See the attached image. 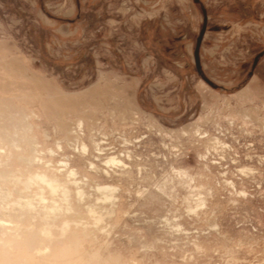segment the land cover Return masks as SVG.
<instances>
[{"label": "clouds", "instance_id": "9594fccd", "mask_svg": "<svg viewBox=\"0 0 264 264\" xmlns=\"http://www.w3.org/2000/svg\"><path fill=\"white\" fill-rule=\"evenodd\" d=\"M128 11L71 72L0 41V264H264V72L181 94Z\"/></svg>", "mask_w": 264, "mask_h": 264}, {"label": "rangeland", "instance_id": "374dc122", "mask_svg": "<svg viewBox=\"0 0 264 264\" xmlns=\"http://www.w3.org/2000/svg\"><path fill=\"white\" fill-rule=\"evenodd\" d=\"M206 14V26L199 48L202 75L214 84L243 80L254 57L264 51V4L260 0H199ZM143 16L139 27L123 28L121 39L138 40L155 61L161 81L177 77L181 94L206 82L197 74L193 59L196 38L203 24L199 3L193 0H0V41L13 40L24 49L42 51L52 43L53 62L62 70L73 71L77 63L99 39L107 18L125 19L128 10ZM151 16V19L147 17ZM77 28L81 37L67 36ZM60 33L67 39L61 42ZM95 33V38L90 34ZM86 38L91 42H85ZM113 36L109 43H118ZM166 70L169 75L165 76ZM253 72H264V55ZM255 87V85H252ZM264 151V145H255ZM262 203L259 196L249 209ZM246 209H242L244 211ZM128 224L133 221L129 219Z\"/></svg>", "mask_w": 264, "mask_h": 264}, {"label": "water", "instance_id": "95a60500", "mask_svg": "<svg viewBox=\"0 0 264 264\" xmlns=\"http://www.w3.org/2000/svg\"><path fill=\"white\" fill-rule=\"evenodd\" d=\"M195 3H199L200 6H201V10H202V14H203V24H202V27L199 31V34L196 38V42H195V46H194V50H193V59H194V65H195V70L197 72L198 75L201 76V78L208 84H213L210 80H208L207 78H205L203 75H202V71H201V67H200V61H199V48H200V43H201V40H202V36H203V33H204V30H205V26H206V14H205V10L204 8L202 7V4L199 2V0H193ZM262 55V53H259L257 54L254 59H253V63H252V66H251V70L248 72V75H251L255 66H256V63L258 61V58Z\"/></svg>", "mask_w": 264, "mask_h": 264}, {"label": "flooded vegetation", "instance_id": "af4514ba", "mask_svg": "<svg viewBox=\"0 0 264 264\" xmlns=\"http://www.w3.org/2000/svg\"><path fill=\"white\" fill-rule=\"evenodd\" d=\"M261 53H262V55H261L260 57H262V56L264 55V51H263V52H261ZM260 57H259V58H260Z\"/></svg>", "mask_w": 264, "mask_h": 264}]
</instances>
